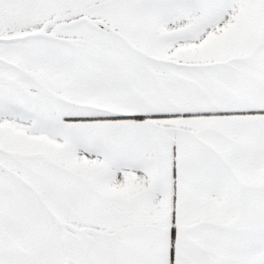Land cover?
<instances>
[{"label": "snow or ice", "instance_id": "obj_1", "mask_svg": "<svg viewBox=\"0 0 264 264\" xmlns=\"http://www.w3.org/2000/svg\"><path fill=\"white\" fill-rule=\"evenodd\" d=\"M0 264H264V0H0Z\"/></svg>", "mask_w": 264, "mask_h": 264}]
</instances>
